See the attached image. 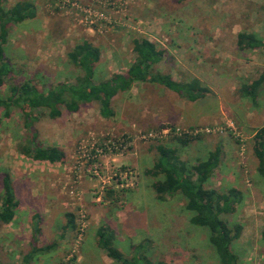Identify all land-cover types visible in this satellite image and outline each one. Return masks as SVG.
<instances>
[{
    "label": "rangeland",
    "instance_id": "374dc122",
    "mask_svg": "<svg viewBox=\"0 0 264 264\" xmlns=\"http://www.w3.org/2000/svg\"><path fill=\"white\" fill-rule=\"evenodd\" d=\"M18 2L31 3L36 16L8 25L1 48L12 82L41 90L74 83L81 72L68 53L82 41L100 51L97 80L125 74L135 61L133 39L146 38L163 50L154 73L199 80L216 95L189 103L161 86L134 83L112 99L111 118L100 115L98 102L77 113L63 110L54 120L34 111L36 142L64 151L54 164L18 151L28 136L14 109L0 125V200L8 173L18 206L14 220L0 226V264H24L31 249L49 245L28 264H115L97 246L101 226L113 232L114 247L128 259L147 243L141 254L154 264H218L208 230L190 224L183 197L160 201L152 189L161 177L150 173L155 146L176 138H192L181 154L189 165L206 160V151L219 152L206 187L241 192L229 217L242 226L233 250L239 264H264V180L252 151L254 133L264 126V97L254 108L238 91L264 70V52L239 50L235 39L247 32L264 41V0H3V9ZM7 90L0 87V97ZM184 110L192 117L202 113L206 122L188 127L177 119ZM155 116L169 121L154 125ZM66 214L73 215L74 228Z\"/></svg>",
    "mask_w": 264,
    "mask_h": 264
},
{
    "label": "trees",
    "instance_id": "16d2710c",
    "mask_svg": "<svg viewBox=\"0 0 264 264\" xmlns=\"http://www.w3.org/2000/svg\"><path fill=\"white\" fill-rule=\"evenodd\" d=\"M175 1L181 4L185 0ZM2 4L3 0H0V87L7 85L8 90L4 97H0V125L2 119L11 117L14 109L22 113L28 137L19 143L18 151L33 161L54 164L64 158V151L59 147H43L36 142V132L31 130L32 122L36 119L31 114L34 111L44 110L48 117L54 120L62 116L63 110L77 113L83 105L98 102L100 115L103 118H111L114 115L111 108L112 99L118 94L128 92L134 83L161 86L189 102L202 99L209 92L198 80L177 82L169 75L154 73L153 66L162 61L163 50L158 49L146 38L133 39L135 61L125 74H115L110 78L97 80L95 69L100 61V51L90 42L82 41L68 53L71 63L81 72V76L74 83H60L48 90H41L31 82H12L15 80L13 69L4 58L1 45L6 42L8 25L33 19L36 11L29 2H18L9 10H4ZM237 47L239 50L264 52V41L254 33H240L237 35ZM238 91L240 97L256 108L259 98L264 97V70L250 84H242ZM175 140L181 146L192 142V138ZM155 149L158 156L150 173L153 176H161L160 180L152 184L157 199L164 201L166 198L181 195L185 201V210L191 212L190 224L208 230V242L216 254L218 264H239L233 244L240 238L242 226L231 223L229 217L236 212L241 202V192L235 188L222 192L206 187L219 165V152H210L206 160L189 165L180 160L176 150L170 147L159 144ZM252 151L257 162L256 172L264 180V126L257 129L253 136ZM2 177L0 226L14 220L18 206L10 176L4 173ZM66 219L68 227L74 228L73 215L66 214ZM96 236L97 246L115 264H154L141 254L147 243L134 247V255L128 259L114 247V235L109 228L101 226ZM261 240L264 243V231ZM51 248L49 245L31 249L23 256L24 264H28L37 254L49 252Z\"/></svg>",
    "mask_w": 264,
    "mask_h": 264
},
{
    "label": "crops",
    "instance_id": "0c3cea01",
    "mask_svg": "<svg viewBox=\"0 0 264 264\" xmlns=\"http://www.w3.org/2000/svg\"><path fill=\"white\" fill-rule=\"evenodd\" d=\"M241 33H247V32H241ZM240 34V33H239ZM235 39H236V44H237V36L235 37ZM175 81V80H174ZM199 81V80H198ZM199 82H201V81H199ZM185 83V82H184ZM245 84V83H244ZM248 84H250V83H248ZM201 85L202 86H204V87H206L205 85H203L202 83H201ZM206 88H208L209 89V92L205 95V97L204 98H202V99H198L197 101H195V102H189V101H187V100H185V99H183L184 101H187V102H189V103H202L203 101H209V100H211V99H208L210 96H214V95H216V93L215 92H213L212 90H210V88L209 87H206ZM179 97V96H178ZM215 97V96H214ZM242 98V97H241ZM215 103V102H214ZM220 104V103H219ZM182 113H181V115L179 116V118H177V119H179V121H181V122H183V124H186V122L187 123H189L190 125H188V127H190V126H193V125H195V124H197V123H201V122H206V117H205V115H203L202 113H197L196 115L197 116H195V117H192V116H190V112H185V110L184 111H181ZM217 114H215V115H213L211 118H212V120H215L216 118H217V116H216ZM152 119H154V125H159V122H165V121H169L168 119H165V118H163V119H160V120H157V117L155 116V117H153ZM151 119V120H152ZM187 125V124H186ZM256 132V131H255ZM255 134V133H254ZM201 142H202V144H203V146H206L207 145V142L205 141V140H201ZM161 145V144H160ZM164 145V144H163ZM157 146V145H156ZM156 146H155V148H156ZM189 145H187V146H181L180 144H178L177 143V140H175L174 139V143L173 144H171V142H169V145L168 144H166L165 143V147H170L171 149H174V150H176V154H177V156L179 157V159L180 160H182L183 161V159H182V152L184 151V149L186 148V147H188ZM156 150V149H155ZM156 153H157V151H156ZM206 153H207V156H208V154L210 153V151H206ZM184 162V161H183ZM48 164H50V163H48ZM16 216V215H15ZM15 218V217H14Z\"/></svg>",
    "mask_w": 264,
    "mask_h": 264
}]
</instances>
